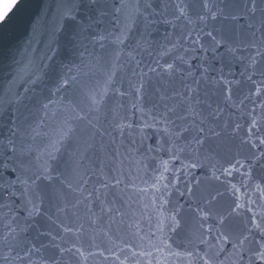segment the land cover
<instances>
[{"label":"snow or ice","instance_id":"snow-or-ice-1","mask_svg":"<svg viewBox=\"0 0 264 264\" xmlns=\"http://www.w3.org/2000/svg\"><path fill=\"white\" fill-rule=\"evenodd\" d=\"M19 3L0 0V25ZM81 9L89 14L73 41L84 48L81 57L91 42L101 51L116 45L114 60H121L120 46L140 59L127 57L126 88L109 74L113 103L103 118L91 113L104 107L108 91L87 95L88 111L69 101L70 119L53 114L68 125L55 136L43 117L21 122L11 112L14 101L23 102L20 93L9 88L0 97V116L11 125L0 138V264H84L97 257L101 264H264V0H74L65 18L77 21ZM158 25L167 30L156 40ZM39 79L29 77L32 85ZM69 83L63 79L51 95ZM245 84L247 91L234 96V87ZM52 103L40 105L46 115ZM141 173L159 192L144 207L168 213L155 231L151 213L144 232L121 211L131 199L130 177ZM104 217L109 232L100 234L93 225ZM114 224L139 243H97L100 235L111 240Z\"/></svg>","mask_w":264,"mask_h":264},{"label":"water","instance_id":"water-1","mask_svg":"<svg viewBox=\"0 0 264 264\" xmlns=\"http://www.w3.org/2000/svg\"><path fill=\"white\" fill-rule=\"evenodd\" d=\"M72 2L74 0H20V3L9 13L7 23L0 25V97L5 96L9 88L14 93H20L23 102L17 104L14 101L11 112L19 116L21 122L24 117H27L29 122L33 120L38 122L43 117L47 121L45 131L53 136L59 132L62 126H68L63 124V119L54 118L53 114L62 113L64 117L70 119L68 113L69 101H75L85 111H88L89 102L86 96L108 91V95L100 100V104L104 107L98 113H91L93 117L99 115L103 118L104 109L113 103V96L105 83L109 74H111L116 86H120L121 80H124V87L126 88L127 78L131 75L129 69L132 67L127 63V57L136 55V58L140 59L139 55L130 52L129 47L120 46L122 48L121 60H114L111 53L113 48L117 47L116 45H106V50L101 51L98 47L94 48L91 42L87 43L88 51L81 57L79 54L84 51V48L79 46V42L74 46L73 41L80 29L89 23V14L86 10L81 9L78 13H75L77 21L67 20L65 13L67 6ZM107 2L111 3L112 0H107ZM156 2L157 0H153V3ZM240 23L242 25L244 21L242 20ZM142 30V28H139V31ZM166 30L167 26L165 25L156 26L151 38L159 40ZM84 35H87V33H84ZM129 37L126 44L135 47L134 41L138 38L136 28L132 33H129ZM143 59L147 62L149 58L144 56ZM26 68H30V71L18 79L17 77L21 71ZM242 70L240 64L234 65L233 71L236 72L237 79H239V72ZM37 76L40 79L35 85H32L29 77L34 80ZM63 79H69V86L62 89L59 94L52 96L51 93L60 86ZM14 81L15 83H13ZM26 81L28 82L25 83ZM21 84L32 90L24 93L23 88L20 87ZM247 87V84L242 89L234 87V96L239 97L241 90L246 92ZM65 97L67 99H64ZM49 100H52L53 103L50 104L46 115L40 105L47 103ZM10 126V118L0 116V138L8 135ZM233 151H235V148H233ZM89 155L92 159L96 158L94 153H89ZM137 159L139 158L137 157ZM85 164L91 167L89 161H85ZM170 166L179 168L180 163L170 161ZM124 170L127 173V164ZM203 174L202 171L197 173L201 177ZM130 180L131 183L125 190V196H131V199H126L121 208V211L127 213L125 221L139 224L140 228L147 232V217L151 213L153 231L157 227V222H159L160 227H163L167 223L168 213L160 209L152 212L151 206L149 208L144 207L145 204L150 205L153 193L159 195L156 188L152 186L155 181L144 176L143 173L139 176L132 175ZM91 186V184L88 185L89 189ZM123 187L124 185H121V188ZM140 189L145 191L140 193ZM239 195L243 202L245 199L244 194L239 193ZM170 198L173 201L176 199L175 195ZM107 200H113V196L108 194ZM115 206L121 207L119 200L116 201ZM105 208H107V204H105ZM93 211L96 212L97 216L100 215L99 206L95 207ZM79 214L83 217L81 223H84L85 229L91 235L92 228L87 223L86 210L81 208ZM116 219L118 221L119 216ZM93 227L100 234L109 232V217H104L102 221L97 220ZM132 231H135V229H132ZM110 236L111 240L102 235L98 236L97 243L103 240L106 246H111L114 242L121 247L123 241L139 243L138 240L133 241L131 236L123 230H118L115 224L112 225ZM181 238L173 236L175 240ZM85 243H87V240ZM98 250L102 251L103 249H93V251ZM101 261L102 258L100 257L95 260L89 258L84 264H101Z\"/></svg>","mask_w":264,"mask_h":264}]
</instances>
